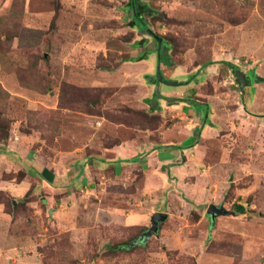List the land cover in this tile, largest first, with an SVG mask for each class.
<instances>
[{
  "label": "rangeland",
  "instance_id": "1",
  "mask_svg": "<svg viewBox=\"0 0 264 264\" xmlns=\"http://www.w3.org/2000/svg\"><path fill=\"white\" fill-rule=\"evenodd\" d=\"M129 1L0 0V264H264V0Z\"/></svg>",
  "mask_w": 264,
  "mask_h": 264
},
{
  "label": "trees",
  "instance_id": "2",
  "mask_svg": "<svg viewBox=\"0 0 264 264\" xmlns=\"http://www.w3.org/2000/svg\"><path fill=\"white\" fill-rule=\"evenodd\" d=\"M149 6L147 5H143L142 3H140L139 1H136V5L133 4V1L130 0L129 1V8L132 11V22L131 24H133V26L139 27L140 28V33L139 36L140 38L138 39V41H136L135 46L137 47H145L147 45V42L149 40V37L151 36H155L156 38V42H157V51L159 52L160 56L163 55V49L169 47V43L165 40V38L161 37L160 35L153 33L152 29L150 28V25L148 23V21L145 19V13L147 12V8ZM151 16H155V14L150 13ZM160 38V39H158ZM159 40H161V47H159ZM143 52V51H142ZM167 52V51H164ZM149 51H144L141 55V57H128L126 60H138L141 58H144V56H148L149 55ZM228 64H230V67L235 69L237 68V65H235L234 63H230L227 61ZM158 96V94H156ZM172 98V97H169ZM37 174L39 177H41L43 180L45 181H49L48 178L45 176V174H43V172H38ZM49 183V182H48ZM236 210L238 211V213H244L245 212V207L244 205H236ZM125 243L128 244L129 242H120L117 243L115 245H111V249L114 251V253L117 251H120L122 249H125Z\"/></svg>",
  "mask_w": 264,
  "mask_h": 264
},
{
  "label": "water",
  "instance_id": "3",
  "mask_svg": "<svg viewBox=\"0 0 264 264\" xmlns=\"http://www.w3.org/2000/svg\"><path fill=\"white\" fill-rule=\"evenodd\" d=\"M149 11L150 12H156V10H154V9H149ZM158 39H160V38H158ZM159 47H161V40H159ZM234 72H235V75L237 76V78L239 79V81L241 83L242 91H244V87H245V85L247 83L250 82V78L246 75V73H244L238 67L234 69ZM255 78H256V81L264 79V78H262L260 76H256ZM158 80L160 82L164 81L165 83H167L169 85H178L179 84L178 81H175V80H164V78L162 76V72L160 70V67H158ZM151 106L152 107H159L157 99H155L153 101ZM206 116H207V114H206ZM207 212H208V214L211 215L212 219L214 220L216 218V215L225 213V208L212 203V204L209 205V208H208ZM167 217H168V213H166V212H163V211L155 212L152 215V218H151L152 225L147 230L142 232L138 236V238L135 239L131 243V246L144 244L150 239L151 236L158 234L160 223L162 221H165L167 219Z\"/></svg>",
  "mask_w": 264,
  "mask_h": 264
},
{
  "label": "crops",
  "instance_id": "4",
  "mask_svg": "<svg viewBox=\"0 0 264 264\" xmlns=\"http://www.w3.org/2000/svg\"><path fill=\"white\" fill-rule=\"evenodd\" d=\"M158 52V51H157ZM158 56L160 57V54H159V52H158ZM133 57V56H132ZM159 62H160V60H159ZM196 113H199V112H196ZM197 121V120H196ZM151 143V142H150ZM154 146L153 147H150V149H149V151H145L146 149L145 148H143V145H139L138 146V149H139V151H138V149H136L137 151L136 152H140V149H143L144 150V152H146V153H143V155L144 156H140L139 157V155H136L137 156V158H135V159H127V160H121V159H119L118 158V153L119 152H122V151H126V148H123L124 146L123 145H120V146H117V147H115L114 148V150L115 151H117V154H116V158H115V160L114 161H121L122 162V166H124V163H130L131 161H137L138 159H142V162L143 163H146L147 164V171H148V168H149V164L151 163H154L153 165L155 166L156 164H158V163H160V164H164V165H167V164H172V169L174 170L176 167H177V161H175V160H177L179 157H180V154L179 153H181L182 154V152H184L185 151V149H180V147L179 146H175V145H166V146H172L173 148H175L173 151H176V152H174V157H175V160H174V158L172 159V158H164V159H161L159 156H158V154H154L152 151L153 150H155L156 149V147L158 146V144L157 143H155V144H153ZM161 146H163V144H161ZM179 148V149H178ZM151 149H153L152 151H151ZM135 149H133V150H131L130 152L131 153H133V151H134ZM180 151V152H179ZM149 152H151L150 154H148ZM176 157H177V159H176ZM175 161V162H174ZM141 162V163H142ZM176 165V166H175ZM78 166H80V164L78 165ZM122 166H121V168H122ZM81 167V168H80ZM79 168H78V170H77V173L78 174H81L82 172H83V174H81V176L83 177V180H86L85 179V175H84V173H87V172H89V170H90V168H91V165H89V166H86V167H84L83 165L82 166H80ZM84 170V171H83ZM50 171V170H49ZM49 171H47V172H49ZM44 174V173H43ZM45 176H46V173H45ZM47 177V176H46ZM48 178V177H47ZM48 180L49 181H47V182H49V183H51L52 182V180L51 179H49L48 178Z\"/></svg>",
  "mask_w": 264,
  "mask_h": 264
},
{
  "label": "flooded vegetation",
  "instance_id": "5",
  "mask_svg": "<svg viewBox=\"0 0 264 264\" xmlns=\"http://www.w3.org/2000/svg\"><path fill=\"white\" fill-rule=\"evenodd\" d=\"M132 1H133V4H135V5H136V1H139L141 3V0H132ZM149 9H152V8L148 7L147 12H149Z\"/></svg>",
  "mask_w": 264,
  "mask_h": 264
}]
</instances>
